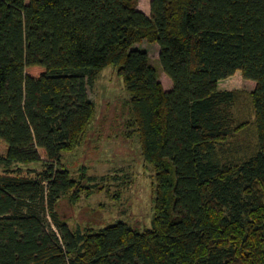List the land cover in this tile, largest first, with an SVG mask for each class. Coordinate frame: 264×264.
<instances>
[{
  "label": "trees",
  "instance_id": "16d2710c",
  "mask_svg": "<svg viewBox=\"0 0 264 264\" xmlns=\"http://www.w3.org/2000/svg\"><path fill=\"white\" fill-rule=\"evenodd\" d=\"M138 7L0 0V166L42 168L0 174V264H264V0H152L151 16ZM145 41L159 44L171 91L136 48ZM110 65L131 97L127 136L156 174L143 232L72 229L61 213L117 177L84 167L75 178L63 163L89 135V88ZM239 72L256 82L252 115L242 92L219 87ZM251 126L255 152L230 160Z\"/></svg>",
  "mask_w": 264,
  "mask_h": 264
},
{
  "label": "rangeland",
  "instance_id": "374dc122",
  "mask_svg": "<svg viewBox=\"0 0 264 264\" xmlns=\"http://www.w3.org/2000/svg\"><path fill=\"white\" fill-rule=\"evenodd\" d=\"M152 0H139L138 9L151 16ZM137 49L145 51L152 65L159 73V80L165 89H173L172 79L164 72L160 61V46L147 41L138 44ZM222 90H237L243 93L244 106L252 115L248 95L256 88V82L245 80L239 72L229 80H223ZM90 98L96 103L97 116L89 135L75 151L63 155V163L75 178H79L86 167L89 175L108 177L104 191L72 205L67 200L62 203L61 213L72 229L79 226L104 228L119 222L126 223L140 232L152 228L155 214L156 174L153 167L143 160L137 136H127L129 127L130 94L119 69L110 65L89 88ZM250 115V116H251ZM253 120V119H252ZM257 148L255 129L251 126L231 140L228 158L239 162L251 156ZM40 164L16 165L10 168L0 166V174L36 176L41 171ZM119 194L120 197L116 198ZM52 230L58 233L55 226ZM59 234V233H58Z\"/></svg>",
  "mask_w": 264,
  "mask_h": 264
},
{
  "label": "crops",
  "instance_id": "0c3cea01",
  "mask_svg": "<svg viewBox=\"0 0 264 264\" xmlns=\"http://www.w3.org/2000/svg\"><path fill=\"white\" fill-rule=\"evenodd\" d=\"M143 12V11H142ZM145 13V12H144ZM146 14V13H145ZM148 15V14H147ZM136 48H137V46H136ZM238 74V73H237ZM236 74V75H237ZM229 80V79H228ZM224 81H222V82H220V84H219V87H220V89H221V84L223 83ZM166 91H169L168 89H165ZM222 90V89H221ZM171 91V90H170Z\"/></svg>",
  "mask_w": 264,
  "mask_h": 264
}]
</instances>
